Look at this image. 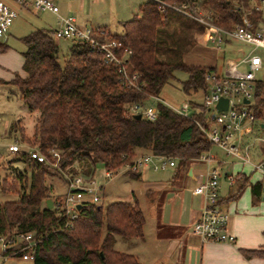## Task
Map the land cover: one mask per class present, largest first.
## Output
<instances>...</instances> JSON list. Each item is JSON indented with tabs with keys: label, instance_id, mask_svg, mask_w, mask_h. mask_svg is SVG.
Instances as JSON below:
<instances>
[{
	"label": "trees",
	"instance_id": "16d2710c",
	"mask_svg": "<svg viewBox=\"0 0 264 264\" xmlns=\"http://www.w3.org/2000/svg\"><path fill=\"white\" fill-rule=\"evenodd\" d=\"M160 1L175 7L197 5L218 26L231 30L241 23L246 10H252V3L261 0ZM139 11V17L123 23L122 35L105 31L108 37L132 51L126 65L129 79L136 77L132 81L134 87L118 75L115 67L104 64L102 54L86 43L73 42L61 64L53 31L35 30L21 39L26 46L22 54L26 76H15L11 85L27 112L36 116L31 134L26 135L24 128L18 129L16 125L12 130L19 134L22 145L42 153L49 149L60 153L58 166L53 168L50 159L37 163L21 149L9 162L15 176L0 182L1 193L17 195L15 201L0 203V237L14 241L18 234L32 233L36 243L32 264H139L133 255L113 248L115 236L128 240L143 236L145 219L138 204L114 202L105 209L98 204H84L72 227L65 228L66 217L56 209L59 199L51 197L52 187L46 183L51 171L61 173L77 163L81 174L91 178L97 164L114 172L131 163L135 150L170 157L180 167H186L211 148L198 126L203 124L205 113L201 105L189 104L197 113L183 117L159 102L153 122L136 120L129 112L135 103L158 98L163 87L174 78L175 71L187 74L183 83L186 93L203 91L206 74L215 73V67L158 61L157 33L166 25L167 9L161 13L158 3L147 0ZM249 18L254 26L263 22L260 12L252 10ZM194 23H189L187 28L193 31L198 25ZM7 48L0 44V53ZM249 111L261 129L264 126L263 81L255 82ZM259 151L264 160V142ZM17 163L22 169L17 168ZM46 200L53 203L52 209L46 208ZM22 247L24 244L19 243L8 251L15 252L10 258H22L23 253L18 252ZM243 255L264 259V249L243 251Z\"/></svg>",
	"mask_w": 264,
	"mask_h": 264
},
{
	"label": "built area",
	"instance_id": "2783aa9c",
	"mask_svg": "<svg viewBox=\"0 0 264 264\" xmlns=\"http://www.w3.org/2000/svg\"><path fill=\"white\" fill-rule=\"evenodd\" d=\"M6 1L8 0H0V40L2 41L7 39L9 29L17 18V12ZM9 1L15 2L21 10H27L31 6L40 12H49L55 15L59 20L60 27L53 31L54 38L83 42L93 47L102 54L104 64L115 67L118 75L125 79L129 86L134 87L132 81L136 77L132 76L129 79L126 65L132 51L124 47L120 41L108 37L105 31H94L90 28L78 27L74 18H62L54 0ZM153 1L159 4L161 13H164L166 9H170L202 26L206 41L215 47H219L220 44L237 42L250 48L248 54L238 61H228L221 76L214 72L206 74L201 105L205 113L203 124H198L211 145L224 150L229 157H237L243 163L250 164L251 161L246 154L248 145L243 144V139L249 134L250 125L255 122L249 107L252 105L251 99L257 81L255 75L263 67V60L258 51L264 50V27L254 26L247 10H243L245 14L241 23L235 24L233 29L227 30L214 23L212 17L200 10L197 5L175 7L160 0ZM262 6H264V0L258 3L253 2L251 9L255 12H261ZM240 66H244L245 70L240 71ZM148 100H152L153 104L148 106ZM148 100L142 104L135 103L131 105L129 112L134 116L139 115L145 121L153 122L157 118L156 105L163 102L157 97H151ZM220 100L227 101L225 110H217V104ZM245 101H249V104H246ZM190 109L193 108L185 104L178 110L173 111L183 117H190L188 115ZM194 113H197V111L195 110ZM20 150L17 144L8 147L11 154L18 153ZM27 154L31 160L37 163H45L50 159L49 162L53 168H57L60 161V153L55 149H49L46 153H42L37 148L29 147ZM199 161L211 163L213 158L206 153L199 158ZM149 164H154V170H165L174 168L176 159L154 155L142 156L131 163L123 165L121 168L128 172L137 173ZM252 165L256 170L264 172V160ZM112 175L113 172L111 171L105 172L106 179H111ZM65 179L66 193L63 199L56 203V209L66 217L65 228H71L73 221L78 217V206L88 203L98 204L99 198L96 194L98 189L91 180L83 176L74 175ZM218 179L217 170L213 169L209 173L208 179L194 190V194L205 198V204L193 225V233L200 237L203 242L233 244L235 238L228 232V213L219 208ZM233 180V178H229L230 183ZM86 196H91V201H86ZM19 243L24 244V247L18 251L23 253L22 258L32 260L36 245L32 233L18 234L14 241L0 237V258L6 260L14 255L15 252L8 253V251Z\"/></svg>",
	"mask_w": 264,
	"mask_h": 264
},
{
	"label": "crops",
	"instance_id": "0c3cea01",
	"mask_svg": "<svg viewBox=\"0 0 264 264\" xmlns=\"http://www.w3.org/2000/svg\"><path fill=\"white\" fill-rule=\"evenodd\" d=\"M88 1L90 0H80V3L84 5ZM120 17V14H115V24L118 25L120 23ZM133 17L136 16L134 15ZM123 23L120 24L122 29ZM76 24L80 28L106 31L110 35H116L112 34L110 31L111 26L109 27L106 23L94 27H88L85 22L84 24H79L76 21ZM193 33L194 37L198 38L195 42L196 46L198 45L197 42H199L200 50L204 49V45L201 44L202 36L205 38L203 27L198 24L193 29ZM7 39L3 41L4 45ZM204 41H206V38ZM5 53H2V55ZM23 62L22 56L19 58L18 66L14 65V68L10 66L14 70L11 71L12 73L10 70H6L8 73L0 74V77H2L0 78V95H2L0 99H4V101H0V108L6 107L5 115L13 119V121L9 119V121H12L11 123L19 121V117H16L19 115V109L26 110V108L20 101L18 103L16 101L10 102L9 98L5 97L4 94H16L11 89V82L15 79V76L20 78L26 76L22 68ZM17 96H15L16 100L19 99ZM19 104L22 107H19ZM9 123L7 121L6 129L10 130ZM14 139V142L6 144L7 155L11 154L8 151V147L13 144L19 145L20 149L26 152L28 151L29 147L20 144L15 133ZM251 146L248 145L246 153L250 161ZM13 155L15 156V154H12V157ZM149 155L151 154L148 151L135 150V158L133 160ZM230 158L234 161L231 167H226V165L219 161L217 162V160L215 162L213 159L211 163L199 160L193 161L186 167H180L176 161L174 168L165 170H154V164H149L137 173L128 172L121 167L114 171L113 174L127 176L130 180H136L144 185H141L143 198L145 199L144 206L133 194V201L126 202L137 203L143 213L145 219L143 236L138 239H130L131 242L129 243L118 242V245L129 247L127 252L120 253L133 255L139 264H264V259H249L243 255V251L264 249V172L256 170L252 165L254 164L253 162L245 164L240 158ZM75 165L77 164H74L71 169L75 170ZM97 165L104 172L107 171L103 165ZM213 169H216L219 175V208L223 212L228 213V232L235 238L233 244L203 242L200 237L193 233V225L205 204V198L194 194V190L208 179L209 173ZM81 175L83 176V174ZM229 178L234 180L230 183ZM88 179L97 187V193L103 190V187L94 181L93 175ZM104 179H106L105 173ZM116 246L117 236L114 237L113 244L115 251H117L115 249ZM30 261L32 262V260Z\"/></svg>",
	"mask_w": 264,
	"mask_h": 264
},
{
	"label": "rangeland",
	"instance_id": "374dc122",
	"mask_svg": "<svg viewBox=\"0 0 264 264\" xmlns=\"http://www.w3.org/2000/svg\"><path fill=\"white\" fill-rule=\"evenodd\" d=\"M54 1L59 8V15L62 18H74L79 24H84L85 22L88 27H94L101 24L104 25V23H106L109 27L111 26L110 31L112 34L122 35L123 29L120 24L127 20H132L134 15L139 17L140 5L147 0H90L84 5L80 3V0ZM6 3L17 12V18L8 32V39L5 44L8 47L6 53L3 52L5 53L4 55L0 53V57H2L0 58V74L8 73L6 70H10V72L14 71L11 67L14 68V65L18 66L19 58H21L22 54L26 51V46L21 40L22 38L35 30L54 31L60 27L58 18L53 14L40 12L31 6H29L27 10H20L15 2L8 0ZM116 13L121 15L119 19L120 23L118 25L114 23V16ZM249 13L251 14L252 10L249 11ZM260 15L262 16L263 21L260 26L264 27V6H262ZM80 19L86 21H81ZM165 20L166 25L161 27L157 33L158 61L171 64H184L187 66L215 67V73L218 76H221L224 73L228 61H238L248 54L250 50L247 46L237 42L220 44L219 47H215L209 42L204 41L205 38H203V36L201 38L202 42H200L204 45V49L200 50L199 42H197V46L195 44L198 38L196 39L193 36L192 29L189 30V28H187L189 23L193 24L194 22L170 9H167L166 11ZM53 39L58 47L59 62L62 64L64 58L69 54L73 42L68 40H58L54 37ZM192 39H194V41ZM0 44H3L2 40H0ZM186 51L189 52L187 53ZM258 54L263 60V67L256 73L255 77L256 80L264 82V50H259ZM239 70L244 71V66H240ZM187 78L188 76L185 72L175 71L174 78L163 87L158 98L170 109L178 110L183 105H189L191 103L202 105L204 95L202 90H199L196 93L192 91H189L188 93L184 92L183 83ZM11 89L16 94L7 93V95L4 94L5 97L9 98L10 102L16 101L18 103V101H20L21 104H23L20 99H15V96L18 95L16 88L12 86ZM0 96L2 97V95ZM0 101L2 102L4 99L1 98ZM152 104V100L147 101L148 106ZM251 104H253V98L251 99ZM19 107H22V105ZM5 108H0V182L5 178L11 179V176H15V171H12L9 165V162L12 161L15 156L13 155L12 157V154H6V144L12 143L15 140L12 127L16 125L15 127H18V129L20 127L24 128V133L29 135L32 133L36 116L35 114H29L27 110L19 109V115L16 116L19 117V121L11 123L13 119L5 115ZM194 112V109H190L188 115L191 116ZM9 119L12 121H9ZM7 121L10 122L8 125L10 126V130L6 129ZM250 126L251 130L249 134H247V137H244L243 143H246V146H251L252 144L250 158L251 162L256 165L263 160L259 152V147L261 143L264 142V129H259L257 121ZM17 136L20 137L18 133ZM18 142L20 143L19 138ZM208 156H211L215 162L217 160V162L219 161L226 165V167H231L232 162H234L232 158L226 155L224 150L215 145H211ZM16 166L17 168L22 169L21 164L17 163ZM16 166L14 165V167ZM81 173L79 165H75V170L66 167L61 173L51 171V175L46 178L47 185L52 187L51 197L53 199H56L57 197L59 201L62 200L66 193L65 178L74 175L82 176ZM104 173V170L100 168L99 165H96L93 179L97 184L103 187V190L96 193L100 198L98 205L101 206L102 209H105L107 205L116 201L132 202V194L143 206L145 205V199L143 198L141 188L142 184L136 180H130L127 176L121 174H113L110 180H106L104 179ZM15 200H17V195L0 192V203ZM85 200L91 201V196H86ZM103 234H105L104 230ZM118 242L129 243L131 242L130 239H123L117 236V246L115 247L118 252H127V250H129V247L118 245ZM0 264H32V262L19 257H13L6 260L0 258Z\"/></svg>",
	"mask_w": 264,
	"mask_h": 264
},
{
	"label": "water",
	"instance_id": "95a60500",
	"mask_svg": "<svg viewBox=\"0 0 264 264\" xmlns=\"http://www.w3.org/2000/svg\"><path fill=\"white\" fill-rule=\"evenodd\" d=\"M246 104H249V101H245ZM227 107V101L226 100H220L219 103L217 104V110H225ZM134 119L136 120H140L141 117L139 115H135ZM261 128H264V126L262 125ZM46 208L47 209H52L53 207V203L50 200H46ZM81 206L77 207V210H80Z\"/></svg>",
	"mask_w": 264,
	"mask_h": 264
}]
</instances>
